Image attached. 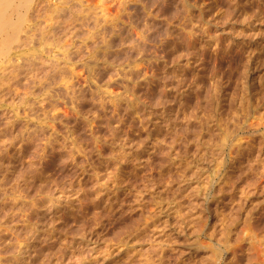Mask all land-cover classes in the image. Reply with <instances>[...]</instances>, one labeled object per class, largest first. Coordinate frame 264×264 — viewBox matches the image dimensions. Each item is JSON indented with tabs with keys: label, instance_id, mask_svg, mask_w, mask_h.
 I'll return each instance as SVG.
<instances>
[{
	"label": "rangeland",
	"instance_id": "1",
	"mask_svg": "<svg viewBox=\"0 0 264 264\" xmlns=\"http://www.w3.org/2000/svg\"><path fill=\"white\" fill-rule=\"evenodd\" d=\"M34 1L20 35L34 44L24 39L1 66L19 74L4 71L9 90L0 89V264H204L210 230L200 232L197 218L225 227L237 257H253L237 240L249 216L264 229V6L104 0L116 17L108 11L93 28L79 0ZM234 109L245 120L203 186L209 134ZM82 144L89 162L72 172Z\"/></svg>",
	"mask_w": 264,
	"mask_h": 264
},
{
	"label": "bare ground",
	"instance_id": "2",
	"mask_svg": "<svg viewBox=\"0 0 264 264\" xmlns=\"http://www.w3.org/2000/svg\"><path fill=\"white\" fill-rule=\"evenodd\" d=\"M40 1V0H39ZM53 0H47V2L48 3H51ZM54 1H58V3H59V1L60 2H62V0H54ZM80 1V3H81V5L83 6V7H85L84 9H85V11L82 9V7H80L79 6V8H81V12H86V10L88 11L87 12V14H86V16H85V18H84V21H86V23H92V21H93V23H92V27L95 25L96 26V28L99 26V24H100V22L102 23V20H104L105 21V23H106V16H107V14L108 13H110V12H112L110 15H108L109 16V20L110 19H113L112 17L114 16V18L116 17L115 16V14H114V11H116L115 10V8L117 7H115V4L113 5L112 4V2H111V4H110V1L108 2V5L110 4V6L112 5V6H114L115 8L114 9H112V8H108V6H107V4H106V2L107 1H104V0H97V1H99V2H101V3H103L104 2V4L103 5H101V6H97V4H99V3H96L95 4V2H97V1H95V0H92V1H90V0H84V1H81V0H79ZM93 1H94V3H93ZM115 1V0H114ZM121 1V0H120ZM124 1V0H123ZM126 1V0H125ZM35 1L34 0H9V1H7V2H5V0H0V89H2V91L4 92V94H5V92H7V90H9L8 89V87H7V85H5L4 84V82H5V80H9L8 78H7V76L5 75L6 73H7V71L9 72L8 73V75L9 74H12V69L14 68V70H16V66L15 65H13V66H15V67H13L10 71L7 69V67L8 66H6V67H1V66H3L4 64H7V62H10V61H12L13 60V58L15 57V56H18V53H19V47H21L20 45H22L21 43L23 42V40H24V42L26 43V41L28 40V38H27V40H26V38L24 37L23 38V36H22V39L23 40H21V37H20V35H21V32H25V31H22V29H23V26H25L24 28L26 29L27 27H26V25H24L25 24V22H27L26 21V19L28 20V16H27V14H29V12L31 11H33L32 9H31V7L33 8V6H31L33 3H34ZM42 2V1H41ZM46 2V3H47ZM65 2V1H64ZM92 2V3H91ZM229 2H230V4H232L231 6H233V8H231L232 9V12L231 13H233V9H235L236 10V8L238 7V5H240L241 3V0H229ZM37 3V2H36ZM45 3V2H44ZM54 3V2H53ZM63 3V2H62ZM62 3H60V4H57V5H63ZM113 3H115V2H113ZM124 2H122V4H123ZM38 4V3H37ZM56 4V3H55ZM65 4H67V2H65ZM75 4H76V2H75ZM78 4V3H77ZM93 4H95V5H93ZM117 5H118V2L116 3ZM230 4H229V6H230ZM254 4H256V6H255V8L256 7H258L259 9L262 7V6H264V0H255L254 1ZM253 4V5H254ZM36 5V4H35ZM124 5H126V4H124ZM242 5V4H241ZM240 5V6H241ZM111 6V7H112ZM118 6H121L120 5V3H119V5ZM122 7H124V6H122ZM129 7V6H128ZM242 7V6H241ZM118 8V7H117ZM243 8V7H242ZM241 8V9H242ZM264 8V7H263ZM110 9L111 10H114V11H110ZM230 9V8H229ZM238 10H239V8H237ZM240 9V10H241ZM83 10V11H82ZM120 10H121V8H120ZM123 10V9H122ZM261 10V9H260ZM263 10V9H262ZM35 11V10H34ZM91 11H93V12H91ZM108 11H110V12H108ZM230 11V10H229ZM73 12V11H72ZM118 12H119V9H118ZM236 12V11H235ZM259 12V11H258ZM70 13V12H69ZM74 13V12H73ZM227 13H229V12H227ZM254 13H255V11H254ZM90 14H92V15H90ZM113 14V16L111 17V15ZM66 15V14H65ZM70 15H71V13H70ZM69 15V16H70ZM257 15V14H256ZM260 15H263V14H260ZM27 16V17H26ZM78 16V15H77ZM88 16H90V18H91V16L93 17V18H91V19H93V20H90L89 22L86 20L87 18H88ZM132 16V15H131ZM214 16V15H213ZM230 16H232V14H230ZM258 16H259V14H258ZM84 17V16H83ZM111 17V18H110ZM128 17V16H127ZM253 17V16H252ZM257 17V16H256ZM30 18V17H29ZM69 18V17H68ZM76 18H78L79 19V17H76ZM216 18V17H215ZM255 18V17H254ZM36 19V18H35ZM73 19V18H72ZM83 19V18H82ZM107 19V20H108ZM74 20V19H73ZM72 20V21H73ZM81 20V19H80ZM88 20H89V18H88ZM109 20H108V22H109ZM34 22V19H32V20H28V22L30 23V22ZM83 21V20H82ZM82 22L81 23V25L80 26H82V24L84 23L85 25V27L86 26H88V27H91V25L89 26V25H87L85 22ZM110 21H112V20H110ZM125 21V20H124ZM27 22V23H28ZM79 22V21H78ZM71 23V22H70ZM95 23V24H94ZM110 23V22H109ZM115 23V22H114ZM113 23V24H114ZM216 23V22H215ZM79 24H80V22H79ZM108 24V23H107ZM111 24V23H110ZM109 24V25H110ZM214 24V23H213ZM37 25V28L38 27H40L39 26V24H38V22H37V24H35L34 26H36ZM64 25H65V22H64ZM73 25V24H72ZM47 26H49V25H47ZM83 26V27H84ZM115 26V25H114ZM51 27V26H50ZM70 27H71V25H70ZM74 27H76L75 26V24H74ZM111 27V32H110V29L108 30V29H106V27H104L105 29H106V31L107 32H105V33H108V31H109V34H107L108 36L110 35V33H112V26H110ZM36 28V27H35ZM65 28V27H64ZM67 28V27H66ZM69 28V27H68ZM72 28V27H71ZM87 28V27H86ZM93 28H95V27H93ZM107 28H109V27H107ZM24 29V30H25ZM29 29V28H28ZM27 29V31H29V33L28 34H30V30H28ZM33 29V28H32ZM74 29V28H73ZM118 29V28H117ZM65 30V29H64ZM77 30V29H76ZM97 30H99V29H97ZM96 30V31H97ZM102 30H104V29H101V31ZM115 30V29H114ZM34 31H35V29H34ZM71 31V30H70ZM78 31V30H77ZM84 31H86V30H84ZM93 31V30H92ZM100 31V30H99ZM100 31V33L99 34H101V35H99L100 37L103 35V31L101 32ZM86 32H88V34H90V32L89 31H86ZM120 32V31H119ZM122 32V31H121ZM26 33V34H27ZM104 33V34H105ZM88 34H85L86 36H88ZM98 34V33H97ZM34 33H33V36L32 37H34ZM84 35V36H85ZM95 35V34H94ZM93 35V37L95 38V36ZM120 35V34H119ZM216 35V34H215ZM71 35H69V37H70ZM86 36H85V38L84 39H86ZM29 37V36H28ZM32 37H29V38H31L32 39ZM68 37V36H67ZM103 38H107L108 39V37L106 36V34L105 35H103L102 36ZM101 37V39H102V41L104 40L103 38ZM113 37V36H112ZM73 38V37H72ZM75 38V37H74ZM93 38V40L92 41H95L96 40V38L94 39ZM99 38V37H98ZM217 38V37H216ZM31 39H29V40H31ZM70 39V38H69ZM107 39H105L104 40V42L107 40ZM116 39V38H115ZM90 40V39H89ZM90 40V41H91ZM100 40V39H99ZM99 40H97L96 41V43H98V41ZM218 40V39H217ZM220 40V39H219ZM33 41V40H32ZM32 41H27L28 43L29 42H32ZM60 41V40H59ZM62 41V40H61ZM60 41V42H61ZM84 41V40H83ZM86 41V40H85ZM101 41V40H100ZM101 41V42H102ZM87 42V41H86ZM111 42V41H110ZM24 43V44H25ZM28 43H26L27 45H28V47H29V45L30 44H34V42H32V43H30V44H28ZM62 43V42H61ZM93 43V42H92ZM91 43V44H92ZM95 43V44H96ZM109 43V42H108ZM108 43H105V45H107ZM57 44V43H56ZM83 44V43H82ZM95 44L93 45V48L92 49H94V47H96L95 46ZM101 43H99V45H100ZM102 44H103V42H102ZM111 45L113 44L112 42L110 43ZM109 44V45H110ZM15 45H17V47L18 48H16L15 50H14V48L16 47ZM58 45H60L59 43H58ZM78 45V44H77ZM84 45V44H83ZM109 45L108 46H106V47H109ZM110 45V48H112L113 47V45L111 46ZM15 46V47H14ZM26 46V45H25ZM57 46V45H56ZM70 46V45H69ZM84 46H87V45H84ZM92 46V45H91ZM14 47V48H13ZM58 47V46H57ZM104 48H105V46H103ZM103 47H102V49H103ZM86 49H87V51H88V48L87 47H85ZM89 48H91L90 46H89ZM115 48V47H114ZM65 49V48H64ZM230 49V48H229ZM228 49V50H229ZM61 50V49H60ZM90 50V49H89ZM33 51V50H32ZM229 51H231V50H229ZM225 52H228V51H225ZM101 53V52H100ZM100 53H98V54H100ZM105 53L106 52H104V55H105ZM90 54V53H89ZM95 54H97V53H95ZM97 54V55H98ZM108 54H110L109 52H108ZM225 54V53H224ZM228 54V53H227ZM248 54V53H247ZM87 55V54H86ZM101 55L103 56V54L101 53ZM107 55V54H106ZM243 55V54H242ZM252 55V54H251ZM68 57H69V55H67ZM65 57V58H68V57ZM98 56H100V55H98ZM102 56H100V58L102 59ZM108 56V55H107ZM246 56V58H247V55H245ZM106 57V56H105ZM104 57V58H105ZM12 59V60H11ZM87 59V58H86ZM106 59V58H105ZM105 59H102V60H105ZM5 60V61H4ZM102 60H101V63H102ZM107 60V59H106ZM249 62H250V60H251V56H250V58L249 59H247ZM247 60H245V61H243V62H246ZM14 61V60H13ZM68 61H69V58H68ZM88 61V60H87ZM98 61H100L99 60V58H98ZM248 61H247V64L249 65V63H248ZM255 61V60H254ZM84 62V61H83ZM89 62V61H88ZM88 62H86L85 61V63H88ZM252 62V61H251ZM250 62V63H251ZM66 63H67V61H66ZM66 63L63 65V67H60V68H64V67H66L65 65H66ZM90 63V62H89ZM88 63V64H89ZM98 63V62H97ZM106 63H108V62H106ZM93 64V63H92ZM105 64V63H104ZM104 64L102 65V66H104ZM7 65H9V64H7ZM97 65V64H96ZM101 64H98L96 67H97V69H99V66H100ZM106 65V64H105ZM247 65V66H248ZM5 66V65H4ZM61 66V65H60ZM89 66H92V65H89ZM89 66L87 67L88 69H89ZM109 66V65H108ZM244 66V65H243ZM246 67V66H245ZM10 68V67H9ZM95 68V67H94ZM102 68V67H101ZM104 68H106V67H104ZM103 68V69H104ZM107 68H109V67H107ZM18 69H20V67L18 68ZM17 69V70H18ZM34 69V68H33ZM92 69H93V66H92ZM96 69V68H95ZM103 69H101V70H103ZM246 69H247V67H246ZM7 70V71H6ZM22 70V69H21ZM20 70V73L22 74V71ZM65 70V69H64ZM71 70H73V69H71ZM106 70V69H105ZM139 70V69H138ZM245 70V69H244ZM248 70V69H247ZM6 73H5V72ZM34 71V70H33ZM93 71V70H92ZM18 72V71H17ZM246 72V71H245ZM5 73V74H4ZM13 73H16V72H14L13 71ZM31 73H33V72H31ZM72 73H74V72H72ZM17 74H19V72L18 73H16V76H17ZM34 74V73H33ZM76 74V73H75ZM98 74H100V73H98ZM102 74V73H101ZM104 74V73H103ZM6 76V78L7 79H4L5 78V76ZM50 75V74H49ZM97 75V74H96ZM11 76L13 77V79L14 80H16L17 79V77H16V79H15V75H10V78H11ZM31 76V75H30ZM100 76V75H99ZM102 76V75H101ZM4 77V78H3ZM20 77V76H19ZM31 77H35L34 75H32ZM30 77V78H31ZM47 77V76H46ZM78 77V76H77ZM90 77V76H89ZM97 77V76H96ZM32 78V79H33ZM91 78V77H90ZM93 78V77H92ZM91 78V79H92ZM110 78V77H109ZM20 78H18V80H19ZM28 78L26 77V80H27ZM31 79V80H32ZM46 79V78H45ZM47 79H48V77H47ZM102 79V78H101ZM11 80H12V78L10 79V82H11ZM13 80V81H14ZM31 80H29V82H31ZM94 80V79H93ZM97 80V79H96ZM103 80V79H102ZM20 81H22V80H20ZM19 81V82H20ZM36 81V80H35ZM46 81V80H45ZM85 81H86V79H85ZM84 81V82H85ZM100 81V80H99ZM113 81V80H112ZM9 82V81H8ZM9 82V83H10ZM15 82H17V80L15 81ZM15 82L13 83L14 85H15ZM19 82H17V84H16V86H15V88L17 87L18 88V86L20 87V83ZM26 82H28V80L26 81ZM25 82V83H26ZM41 82V81H40ZM44 82V81H43ZM87 82V81H86ZM85 82V83H86ZM95 82V81H94ZM109 82V81H108ZM107 82V83H108ZM19 83V84H18ZM25 83H24V86H25ZM88 83V82H87ZM110 83H111V81H110ZM11 84V83H10ZM9 84V86L10 87H12L11 85ZM21 84H23V82L21 83ZM30 84V83H29ZM38 84V83H37ZM45 84V83H44ZM48 84V83H47ZM89 84L90 83H88L87 85H88V87H89ZM18 85V86H17ZM27 85V84H26ZM86 85V86H87ZM3 86L5 87V88H3ZM32 86V83L29 85V87H31ZM43 86V85H42ZM22 87V86H21ZM27 87V86H26ZM33 87V86H32ZM41 87V86H40ZM108 87V86H107ZM67 88H68V86H67ZM25 89V88H24ZM33 89V88H32ZM31 89V90H32ZM94 89H96V88H94ZM99 89V88H98ZM97 89V90H98ZM127 89V88H126ZM87 90V89H86ZM90 90V89H89ZM88 90V91H89ZM106 91V90H105ZM11 92H14V91H10V93H9V91H8V93L9 94H11ZM67 92H68V90H67ZM103 92V91H102ZM7 93V94H8ZM66 93V92H65ZM246 94L245 95H248V93L247 92H245ZM6 94V95H7ZM15 94V93H14ZM13 94V95H14ZM30 94V93H29ZM70 94V93H69ZM251 94V93H250ZM257 95V94H256ZM104 96V95H103ZM127 96V95H126ZM250 96V95H249ZM255 96V95H254ZM251 97V96H250ZM258 97V96H257ZM103 98V97H102ZM247 98H248V96H247ZM247 98L245 99V100H247ZM254 98V97H253ZM127 99V98H126ZM259 99H260V97H259ZM258 99V100H259ZM129 100V99H128ZM252 100V99H251ZM254 100V99H253ZM70 101H72V100H70ZM79 101V100H78ZM249 100H247V104L249 103L248 102ZM257 101V100H256ZM263 101V100H262ZM77 102V101H76ZM258 102V101H257ZM36 103V102H35ZM112 103V102H111ZM251 103V102H250ZM259 104V103H258ZM261 104H263L262 102H261ZM246 105V104H245ZM249 105V104H248ZM254 105H256V107L255 108H257V104H254ZM260 105V104H259ZM250 106V105H249ZM248 106V107H249ZM253 106V105H252ZM32 107H33V105H32ZM251 107V106H250ZM245 108V107H244ZM32 109V108H31ZM245 109H247V108H245ZM252 109H254V108H252ZM251 109V110H252ZM258 109V108H257ZM33 110V109H32ZM249 110V109H248ZM67 112V111H66ZM243 112V111H242ZM242 112H239L238 110H232L231 112H229V113H227L226 115H225V117L218 123V126L213 130V131H211V133L209 134V138H208V149H207V153L205 154H203V156L205 155V160H204V167H203V169H202V171H204L202 174H204V178H205V180H204V183L202 182H200L201 184H203V186L204 185H206V184H208L209 183V180H210V175L208 174L209 173V168H211V166H212V164H213V161H215L214 160V157L216 158V156H215V152H216V154L218 153V151L219 152H221L220 150V148L219 147H221V148H223L224 149V147H222V145H225L224 143H226V145L227 144H229L230 142H232L235 138H236V136L239 134V132H240V129H241V126H240V124H241V116H240V114H242ZM251 112V111H250ZM247 113V112H246ZM253 113V112H252ZM256 113H257V111H256ZM261 113V115H262V112H260ZM264 113V112H263ZM249 114V113H248ZM243 116V115H242ZM249 116V115H248ZM255 116V115H254ZM259 116H260V114H259ZM246 117V116H245ZM245 117H243L244 118V120H245ZM252 117V116H251ZM250 117V118H251ZM8 118H10V117H8ZM261 118V117H260ZM97 119V118H96ZM111 119V118H110ZM252 119V118H251ZM262 119V118H261ZM7 120H9V119H7ZM243 120V119H242ZM243 120V121H244ZM263 120V119H262ZM3 121V120H2ZM5 122V121H4ZM109 122V121H108ZM247 123H249V121L247 122ZM249 125V124H248ZM11 126V125H10ZM50 127V126H49ZM240 127V129H238ZM246 127V126H245ZM12 128V127H11ZM54 128V127H53ZM248 127H246V129H247ZM114 129V128H113ZM243 129V128H242ZM0 130H1V127H0ZM46 131V130H45ZM55 131V130H54ZM115 131H117V130H115ZM242 131V130H241ZM18 132V131H17ZM5 133V132H4ZM117 134V133H116ZM18 135V134H17ZM20 135V134H19ZM25 138V137H24ZM23 139V138H22ZM25 140V139H24ZM125 140V139H124ZM128 140V139H127ZM5 141V140H4ZM15 141H16V139H15ZM26 142V141H25ZM65 142V141H64ZM126 143V142H125ZM14 145V144H13ZM124 146V145H123ZM230 146V145H229ZM127 147V146H126ZM129 147V146H128ZM226 148V147H225ZM18 149V148H17ZM222 149V150H223ZM77 150V152H75V154L74 153H72L71 155H74L73 156V158L71 159V163H68V164H71L70 165V167H68L69 168V170L70 171H72V172H80L79 170H81V168L80 167H78V165H82V168L84 167V166H86L85 164H87L89 161V151L87 150V147L85 146V145H81L80 147L78 146V149H76ZM225 150V149H224ZM230 150V149H229ZM223 154V153H222ZM218 157V156H217ZM203 161V160H202ZM218 162V161H217ZM222 162V161H221ZM180 163V162H179ZM219 163V162H218ZM90 164V163H89ZM221 165V164H220ZM32 166V165H31ZM203 166V165H202ZM217 166V165H216ZM34 167V166H33ZM215 167V166H214ZM218 167V166H217ZM184 169V168H183ZM216 169V168H215ZM214 170V169H213ZM218 170V169H217ZM34 171V170H33ZM172 171V169L170 168V170H169V172H171ZM71 172V173H72ZM82 173V172H81ZM200 173V172H199ZM215 173H217V172H214V174ZM84 173H82L81 175H83ZM98 174V173H97ZM182 174V173H181ZM185 174V173H184ZM217 175V174H216ZM172 176V174H167L165 177H167L166 178V180H165V182H164V184H163V189L165 190V188H167V187H169L170 186V182H171V180H173L174 178H172L171 177ZM185 176V175H184ZM183 176V177H184ZM85 177V176H84ZM179 177V176H178ZM78 178V177H77ZM181 178V177H180ZM180 178H179V180H180ZM184 179H185V177H184ZM183 179V180H184ZM102 183V182H101ZM182 183H186V181L184 180V181H180V187H182L181 186V184ZM206 183V184H205ZM187 184V183H186ZM185 184V185H186ZM1 185V184H0ZM217 185V184H216ZM95 188H94V192H95V194L97 193V194H100V192H102L103 191V188L102 187H100V185L99 184H96L95 183ZM107 186V185H106ZM189 186V185H188ZM202 186V185H201ZM202 186V187H203ZM201 187V188H202ZM185 188V187H184ZM195 189H198L197 187H194ZM204 188V187H203ZM206 188H208L207 186H206ZM212 188V187H211ZM93 189V188H92ZM109 189V188H108ZM182 189V188H181ZM180 188H179V190H181ZM179 190H177V192H179L180 193V191ZM202 190V189H201ZM93 191V190H92ZM195 191V190H194ZM203 191V190H202ZM205 191V190H204ZM5 193V192H4ZM86 193V192H85ZM103 193V192H102ZM101 193V194H102ZM1 194V193H0ZM94 194V193H93ZM107 194V193H106ZM206 195V194H205ZM98 196V195H97ZM103 197V196H102ZM196 197V196H195ZM198 198H199V196H197ZM197 198V199H198ZM203 199V198H202ZM106 202V201H105ZM202 202V201H201ZM104 203V202H103ZM203 203V202H202ZM96 204V203H95ZM196 205H197V203H196ZM103 206V205H102ZM199 206V205H198ZM197 206V207H198ZM109 208V207H108ZM202 208V207H201ZM239 208H241V207H239ZM203 210V209H202ZM198 210H196V213L198 214V212H197ZM200 211H201V209H200ZM204 213V212H203ZM201 214V213H200ZM98 215H100V216H98L99 218L101 217V214H98ZM196 216V215H195ZM194 216V217H195ZM199 217V216H198ZM207 217V216H206ZM202 218V217H201ZM101 219V218H100ZM1 220H2V218H1ZM0 220V227L3 225V221H1ZM207 220V219H206ZM246 220V225H244L245 226V228H243L244 230L242 231V229H241V232H242V234L241 233H239V234H241V238H240V236H238L240 239L239 240H237L238 241V243H240V244H242V243H245V244H247L248 246H250V250H252V248L255 250V252H254V255H253V257H251V255L249 256L250 258H248V259H246V261L244 260V259H242L241 257L239 258V257H237V253L239 252V250H241V246L239 247L238 245V247L237 248H239V250H237L236 248H234V247H236V246H233V244L234 245H236L234 242L233 243H231L230 241L231 240H229V236L230 235H228V234H230V233H228V230L224 227V229L223 228H221L222 226H220V229L219 230H217L218 228H216L215 227V225H216V223L215 224H208V222L207 221H205V220H203V219H199V218H197V219H194L193 221L195 222H198V224H200V232H203V229H206V230H208V232H209V230H210V232H209V234L207 235V237L209 238V241L211 242V244L209 245V244H207L206 243V245H207V251H208V255L207 256H204L205 258V261L207 262V264H264V229H260L261 231H259V223L260 222H258L259 221V219L258 218H251V216H249L248 218H246L245 219ZM244 220V221H245ZM97 222H99V221H97ZM210 222V221H209ZM101 223V222H100ZM244 223V222H243ZM3 226H5V223H4V225ZM3 226H2V228H3ZM198 226V225H197ZM227 226V225H226ZM7 227V226H6ZM243 227V226H242ZM229 229V228H228ZM205 230V231H206ZM198 231H199V228H198ZM197 230H196V232L197 233H199ZM217 231V234H218V236H219V234H220V236H219V239L216 237V236H214V235H216V234H214V232H216ZM207 232V231H206ZM230 232V231H229ZM2 232L0 231V234H1ZM206 234V233H205ZM205 234H204V236H205ZM238 234V235H239ZM200 235V234H199ZM4 236V235H3ZM89 236V235H88ZM2 237V234L0 235V238ZM89 239V238H88ZM1 240V239H0ZM8 241V240H7ZM208 241V242H209ZM10 242V241H9ZM235 242H236V240H235ZM5 243V242H4ZM8 243V242H7ZM237 243V242H236ZM11 244V243H10ZM239 244V245H240ZM203 245V244H202ZM209 245V246H208ZM241 252H242V250H241ZM247 252H248V250H247ZM21 253V252H20ZM249 253H251V254H253V251L252 252H249ZM228 255L227 256V259L226 260H222V256H223V258L224 257H226L225 255ZM205 255V254H204ZM245 258V257H244ZM3 259V258H2ZM203 259V258H202ZM203 262L202 263H204L205 264V261L204 260H202ZM0 262H1V260H0ZM3 262V261H2ZM200 263V262H199ZM198 263V264H199Z\"/></svg>",
	"mask_w": 264,
	"mask_h": 264
}]
</instances>
